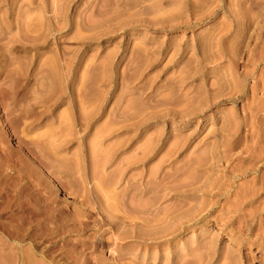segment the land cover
Returning a JSON list of instances; mask_svg holds the SVG:
<instances>
[{
	"label": "rangeland",
	"instance_id": "obj_1",
	"mask_svg": "<svg viewBox=\"0 0 264 264\" xmlns=\"http://www.w3.org/2000/svg\"><path fill=\"white\" fill-rule=\"evenodd\" d=\"M237 2L0 0V264H264V8L241 39Z\"/></svg>",
	"mask_w": 264,
	"mask_h": 264
},
{
	"label": "bare ground",
	"instance_id": "obj_2",
	"mask_svg": "<svg viewBox=\"0 0 264 264\" xmlns=\"http://www.w3.org/2000/svg\"><path fill=\"white\" fill-rule=\"evenodd\" d=\"M255 1H256V0H238V2H237L238 4H236V5H238V7H237V8H238L237 13H239L238 15H240V17L237 16V17L239 18V21L237 20L236 23L239 22V24H238V26H239V28H240V34H239L240 36H239V37H241V39L245 38V35H246V37H248V35H249V34L246 32V27H247L248 25L252 24V23H251V21H252L251 19H252V13H254L253 11H254L256 8H258L259 4H260V6H261L262 8H264V3H263L264 0H263V1L261 0L262 2L259 3L257 7L255 6V4H257V3H255ZM256 2H260V1H256ZM195 3H196V2H195ZM201 3H202V1H201ZM262 3H263V4H262ZM260 6H259V7H260ZM254 7H256V8L253 9ZM262 8H261V9H262ZM234 10H235V9H234ZM238 11H239V12H238ZM248 11H249V13H248ZM250 11H252V12L250 13ZM259 11H260V10H259ZM235 12H236V11H235ZM237 13H235V14H237ZM259 13H260V12H259ZM250 14H251V18H249V17L247 16V15H250ZM263 15H264V14H262V16H263ZM253 17H254V14H253ZM42 18H43V17H42ZM57 18H58V17H57ZM238 18H237V19H238ZM255 18H257V17H255ZM262 18H263V17H262ZM38 19H39V18H38ZM41 20H42V19H41ZM253 20H256V19L253 18ZM33 21H34V20H33ZM57 21H58V20H57ZM252 22H253V21H252ZM57 23H58V22H57ZM254 23H255V22H254ZM247 24H248V25H247ZM28 25H29V24H28ZM28 25H27V26H28ZM55 25H56V23H55ZM55 25H54V26H55ZM253 25H254V24H253ZM253 25H250L251 28H252ZM25 26H26V24H25ZM25 26H24V27H25ZM37 26H38V25H37ZM238 26H237V27H238ZM250 26H249V27H250ZM1 27H2V26H1ZM3 28H4V27H3ZM3 28H2V29H3ZM27 28H28V27H27ZM33 28H34V26H33ZM33 28H32V30H33ZM38 28H39V27H38ZM56 28H57V27H56ZM251 28H250V29H251ZM257 28H258V27H257ZM257 28H256V29H257ZM24 29H25V28H24ZM53 29H54V28H53ZM25 30H26V31H25L26 33H25V32H24V33L27 34V35L24 34L22 38H20L19 35L16 36V37L20 38V40H18V38H16V40H15V39H12V38H14V37L11 36L12 38H11V39H8V40H12V41H7L8 43H7V42H3V43H4L3 46L6 45L8 51H10V49H12V48H15V49H16V48L23 47V46L25 47L26 45L28 46V44H27L28 42H27V41L31 40V39L28 38V36H31V35H28V34H29L28 31H27L28 29H25ZM41 30H42V28H41ZM247 31L250 33L249 30H247ZM1 32H3V30H1ZM1 32H0V36H1ZM29 32H30V31H29ZM33 32H34V31H33ZM38 32H39V31H38ZM42 32H43V31H42ZM35 33H36V32H35ZM35 33H34V34H35ZM2 34L5 35L4 32H3ZM21 34H23L22 31H21ZM37 34H38V33H37ZM247 34H248V35H247ZM251 34H252V33H251ZM251 34H250V35H251ZM3 35H2L1 37H3ZM32 35H33V34H32ZM26 36H27V38H26ZM34 36H35V35H34ZM42 36H43V35H42ZM254 36H255V35H254ZM258 36H259V35H258ZM8 38H10L9 35H8ZM30 38H31V37H30ZM33 38H34V37H33ZM37 38H39V37H37ZM28 39H29V40H28ZM252 39H253V38H252ZM0 40H3V38H2V39L0 38ZM5 40H7V39H5ZM33 40H34V39H33ZM238 40H239V39H238ZM253 40H254V39H253ZM31 41H32V40H31ZM31 41H29V42L31 43ZM239 42H240V41H239ZM5 43H6V44H5ZM245 43H246V42H245ZM242 45H244V44H242ZM0 46H1V43H0ZM6 46H5V48H6ZM245 46H246V45H245ZM236 47H237V46H236ZM241 47H242V46H241V44H240L239 49H240ZM0 48H1V47H0ZM22 49H23V48H22ZM25 49H26V48H25ZM1 50H2V49H1ZM242 50H243V49H242ZM242 50L240 49V51H242ZM262 50H263V49H262ZM5 51H6V50H5ZM8 51H7V52H8ZM12 51H13V50H12ZM12 51H11V53H12ZM240 51H239V53H240ZM263 52H264V51H263ZM263 52L260 51V53H263ZM3 53H4V52H3ZM5 53H6V52H5ZM11 53H10V54H11ZM244 53H245V52H244ZM5 55L8 56L9 54L6 53ZM261 57H262V56H261ZM263 57H264V56H263ZM258 58H259V56H258ZM8 59H9V57H8ZM10 59H11V58H10ZM4 61H5V59H4ZM10 62H11V61H10ZM44 62H45V61H44ZM2 63H3V61H2ZM7 63H8V62H7ZM9 64H10V63H9ZM42 64H43V63H42ZM45 64H46V63H45ZM3 67H4V66H3ZM43 69H44V68H43ZM49 69H50V68H49ZM50 70H51V69H50ZM44 71H45V70H44ZM44 71H43V72H44ZM49 72H50V71H49ZM43 74H44V73H43ZM49 75H51V74L49 73ZM46 76H47V75H46ZM51 76H52V75H51ZM49 78H50V77H49ZM52 78H53V77H52ZM225 83H226V82H225ZM225 83H224V84H225ZM224 84H223V85H224ZM236 84H237V83H236ZM234 85H235V84H234ZM231 86H232V85H231ZM240 86H241V85H240ZM236 87H237V86H236ZM237 88H239V87H237ZM233 89H234V88H233ZM233 89H232V90H233ZM221 90H222V89H221ZM244 90H246V89H244V86H241V89H240V88L238 89V91H240L242 94H244ZM241 93H240V94H241ZM233 94H234V93H233ZM213 95H214V94H213ZM213 95H212V96H213ZM42 101H43V100H42ZM42 103H43V102H42ZM251 107H252V106H251ZM33 109H34V108H33ZM251 110H252V109H251ZM33 111H34V110H33ZM37 111H38V110H37ZM37 116H38V115H37ZM243 122H244V120H243ZM225 126H226V125H225ZM226 127H228V126H226ZM233 128H234V127H233ZM240 129H241V127H240ZM242 129H243V128H242ZM233 130H234V129H233ZM257 133H258V132H257ZM257 133H256V134H257ZM256 134H255V135H256ZM258 134H260V133H258ZM238 135H239V134H238ZM253 136H254V134H253ZM257 136H258V135H257ZM259 136H261V135H259ZM238 137H239V136H238ZM254 137H255V136H254ZM259 138H260V137H259ZM236 140H237V139H236ZM254 140H255V139H254ZM237 141H238V140H237ZM237 141H234V140H233V142H237ZM260 141H261V140H260ZM262 141H263V140H262ZM262 141H261V142H262ZM238 142H239V141H238ZM241 142H242V141H241ZM252 142H253V141H252ZM255 142H256V141H255ZM261 142H260V143H261ZM260 143H258V145H259ZM262 143L264 144V142H262ZM250 144H251V143H250ZM232 145H233V144H232ZM252 145H253V144H252ZM256 145H257V144H256ZM263 146H264V145H263ZM233 147H234V146H233ZM246 147H247V146H246ZM251 147H252V146H249V147H248V148H250V151H249V149H245L247 152L249 151L248 153L245 151V154L250 155V156L252 155V154H250V153H251V149H252ZM253 148H254V147H253ZM260 148H261V147H260ZM229 149H230V148H229ZM258 149H259V148H258ZM262 149H263V148H262ZM255 150H256V148H255L254 150H252V151L254 152ZM242 152H243V151H242ZM257 153H260V155H261V154H263V151H262V153L259 152V151H257ZM257 153H255L256 156H257V155L260 156V155L257 154ZM245 154H244V155L242 154L243 157L245 156ZM255 154H254V155H255ZM232 155H233V154H232ZM242 155H241V157H242ZM254 155H253V156H254ZM239 156H240V155H239ZM253 156H252V157H253ZM256 156H255V158H257ZM262 156H263V155H262ZM210 157H211V156H210ZM241 157H240V158H241ZM243 157H242V159H243ZM230 158H231V157H230ZM236 158H237V157H236ZM238 158H239V157H238ZM240 158H239V159H240ZM245 158H247V157L245 156ZM207 159H208V158H207ZM213 160H214V159H213ZM245 160H246V159H244V161H245ZM248 160H249V159H248ZM0 161H2V160L0 159ZM251 161H252V159L250 160V162H251ZM257 161H258V160H257ZM239 162H240V160H239ZM255 162H256V161H255ZM251 163H252V162H251ZM258 163H259V162H258ZM236 164H237V163H236ZM242 164H243V162H242ZM242 164H241V165H242ZM249 165H250V164H249ZM255 165H256V164H255ZM263 165H264V164H263ZM247 166H248V165H247ZM247 166H243V167H244L243 173L248 172L247 170H248L249 167H247ZM238 167H239V165H238ZM243 167L241 166V168H243ZM251 167H252V166H251ZM253 167H254V165H253ZM256 167H257V166H256ZM239 168H240V167H239ZM236 169H238V168H236ZM250 170H251V169H250ZM238 171H239V169H238ZM240 171H241V170H240ZM250 172H251V171H250ZM239 173H241V172H239ZM237 175H238V174H237ZM259 176H260V175H259ZM223 179H224V178H223ZM223 179H221V180H223ZM229 179H230V178H229ZM212 180H213V179H212ZM214 180H215V179H214ZM218 181H219V180H218ZM223 181H224V180H223ZM257 181H258V180H257ZM215 182H217V181H215ZM226 182H227V181H226ZM259 182H260V181H259ZM261 182H262V181H261ZM218 183H219V182H218ZM216 184H217V183H216ZM216 184H215V185H216ZM227 184H228V183H227ZM260 184H261V183H260ZM211 185H212V183H211ZM211 185H210V187H213V186H214V185H213V186H211ZM217 185H218V184H217ZM220 185H223V184L221 183ZM220 185H219V186H220ZM223 186H224V185H223ZM223 186H222V187H223ZM252 186H253V185H252ZM260 186H261V185H260ZM260 186H258V188H259ZM217 187H218V186H217ZM222 187H221V188H222ZM262 187H264V185H262ZM248 188H250V187H248ZM234 189H235V188H234ZM236 189L238 190V188H236ZM239 189H240V188H239ZM242 189H243V188H242ZM251 189H252V188H251ZM251 189H250V190H251ZM254 189H256V188H254ZM254 189H253V190H254ZM208 190H209V189H208ZM213 190H214V189L212 188V191H213ZM220 190H223V189H220ZM220 190H218V191H220ZM245 190H246V188H245ZM245 190H244V189H243L242 191L240 190L243 194H239V192L237 191V193H238L237 196H240V195H241L239 198L242 199V200H239V199H238L239 202H240V204L244 202V200L246 199V197H248V196H246V195H249V194L247 193V192L249 191V189H248L247 192H244ZM253 190H252V191H253ZM256 190H257V189H256ZM210 191H211V190H210ZM212 191H211V192H212ZM214 191H215V190H214ZM252 191H251V192H252ZM208 192H209V191H208ZM208 192H207V193H208ZM241 192H240V193H241ZM255 192H256V191H255ZM209 193H210V192H209ZM245 193H247V194H245ZM249 193H250V192H249ZM252 193H253V192H252ZM252 193H251V194H252ZM212 194H213V193H212ZM251 194H250V195H251ZM235 195H236V194H235ZM214 196H215V195H214ZM245 196H246V197H245ZM209 197H210V196H209ZM238 200H237V202H236V200L234 199V200H233V201H234L233 203L236 202V204H237V203L239 204ZM231 201H232V200H231ZM247 201H248V200H247ZM248 202H249V201H248ZM209 203H210V202H209ZM230 203H231V202H230ZM246 203H247V202H246ZM210 204H211V203H210ZM210 204H208V205H210ZM236 204H235V205H236ZM229 205H230V204H229ZM235 205H234V206H235ZM230 206L232 207L233 205H230ZM251 206H252V205H251ZM210 207H211V206H210ZM240 207H241V206H240ZM207 208H208V207H207ZM234 208H235V207H234ZM234 208H232V209H234ZM241 208H242V207H241ZM242 211H243V210H242ZM244 211H245V210H244ZM244 211H243V212H244ZM250 211H251V210H250ZM243 212H242V214L239 215V216H242L243 214H245V213H243ZM247 214H248V212H247ZM111 215H112V214H111ZM111 215H110V218H111ZM198 215H200V214H198ZM243 216L246 217V214L243 215ZM243 216L240 217V218L246 220V218H243ZM112 217H113V216H112ZM113 218H114V217H113ZM234 219H235V218H234ZM241 219L239 220V222H243V223H244V221H243V220L241 221ZM247 219H248V218H247ZM236 220H237V219H236ZM109 222H110V221H109ZM245 222H246V221H245ZM243 223H238L239 226H241V228H242V226H244V225H240V224H243ZM251 227H252V226H251ZM243 228L246 229V226L243 227ZM243 228H242V229H243ZM254 228H255V227H254ZM252 229H253V228L250 229V227H248V229H247L246 232H249V231L252 230ZM260 229H262V228H260ZM243 231H245V230H243ZM241 232H242V230H241ZM261 236H262V235H261ZM4 243H5V242H4ZM4 245H6V243H5ZM8 245H9V244H8ZM6 246H7V245H6ZM4 247H5V246H4ZM4 247H3V248H4ZM21 256H22V255H21ZM23 257H24V256H23ZM23 257H21V260H23ZM231 258H232V257H231ZM231 258H230V256H228V254H227V259H226V257H225V259H226V261H227L226 264H232V259H231ZM24 260H25V258H24ZM24 260H23V264H26V263H24ZM34 261H35V260H34ZM224 261H225V260H224ZM226 261H225V262H226ZM225 262H224V263H225ZM33 263H34V262H33ZM33 263H32V264H33ZM37 263H38V262H37ZM28 264H30V263L28 262Z\"/></svg>",
	"mask_w": 264,
	"mask_h": 264
}]
</instances>
